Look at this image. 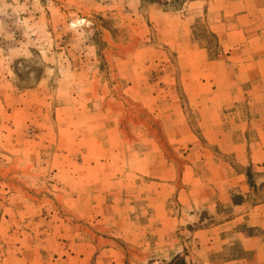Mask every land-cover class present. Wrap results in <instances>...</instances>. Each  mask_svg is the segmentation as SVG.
<instances>
[{
  "label": "rangeland",
  "instance_id": "374dc122",
  "mask_svg": "<svg viewBox=\"0 0 264 264\" xmlns=\"http://www.w3.org/2000/svg\"><path fill=\"white\" fill-rule=\"evenodd\" d=\"M181 262L264 264V0H0V264Z\"/></svg>",
  "mask_w": 264,
  "mask_h": 264
},
{
  "label": "bare ground",
  "instance_id": "6f19581e",
  "mask_svg": "<svg viewBox=\"0 0 264 264\" xmlns=\"http://www.w3.org/2000/svg\"><path fill=\"white\" fill-rule=\"evenodd\" d=\"M77 25H80V22H74L73 23V26H77Z\"/></svg>",
  "mask_w": 264,
  "mask_h": 264
},
{
  "label": "trees",
  "instance_id": "16d2710c",
  "mask_svg": "<svg viewBox=\"0 0 264 264\" xmlns=\"http://www.w3.org/2000/svg\"><path fill=\"white\" fill-rule=\"evenodd\" d=\"M176 264H185L184 262H181V263H176Z\"/></svg>",
  "mask_w": 264,
  "mask_h": 264
}]
</instances>
